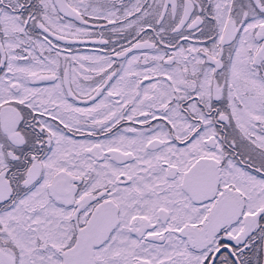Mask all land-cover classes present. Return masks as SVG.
I'll use <instances>...</instances> for the list:
<instances>
[{
    "label": "snow or ice",
    "instance_id": "6c2138e0",
    "mask_svg": "<svg viewBox=\"0 0 264 264\" xmlns=\"http://www.w3.org/2000/svg\"><path fill=\"white\" fill-rule=\"evenodd\" d=\"M0 264H264V0H0Z\"/></svg>",
    "mask_w": 264,
    "mask_h": 264
}]
</instances>
